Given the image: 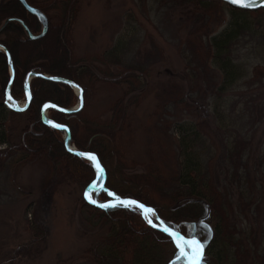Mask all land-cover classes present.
Segmentation results:
<instances>
[{"label":"rangeland","instance_id":"obj_1","mask_svg":"<svg viewBox=\"0 0 264 264\" xmlns=\"http://www.w3.org/2000/svg\"><path fill=\"white\" fill-rule=\"evenodd\" d=\"M38 1L46 5L51 16L49 48L46 42L21 34L20 41L31 40L32 43L28 44L29 49L22 51L16 47L18 64L36 62L39 66L33 68L35 70H63V75L79 76L80 72L89 70L84 74L87 106L81 115L82 126H90L86 117H94L100 122L92 120L90 129L120 136L117 141L107 139L110 143L105 150V154L110 155L107 160L114 181L122 171L142 173L145 170L142 165L126 169L119 154L142 163L151 160L158 173L151 174L150 178H154L160 188L142 185L138 190L145 191L148 198H156L164 208L168 198L164 194L171 193L166 189L179 183L178 175L183 171L178 149L183 133L180 125L183 122L190 125L191 120L197 121L198 128L213 147L229 137L230 140L247 137L251 140L252 166L258 164L255 158L259 155L264 160V80H261L264 76V11L243 12L230 4H216L209 13L182 5L180 0V4L177 0H73L77 3V12L63 14L66 20L58 26L62 2ZM7 19L2 21L0 31L9 23L5 24ZM234 23L238 24L233 28ZM41 29L42 26L39 32ZM229 29L239 35L232 47L233 63L247 75L240 78L226 96V115L236 119V127L219 130L213 116L209 118L200 105L194 109L189 107L192 105L188 91L192 90L197 98L200 88L210 85L211 81L219 82L223 77L213 59L208 65V42ZM123 36H127L125 47L128 48L123 62L133 64L136 71L125 72L123 67L104 60V53ZM2 38V41H10L7 31ZM74 59L79 60L77 67ZM205 61L208 75L201 78L197 74L202 70L201 62ZM131 74L137 77L127 82ZM4 82L2 80L1 91ZM59 89L50 82H38L34 103L38 106L44 99L55 98ZM19 90L20 83L16 92ZM76 96L74 89L71 99L66 95L71 107L77 106L79 98L77 96V100ZM248 100H251L249 106L252 103L251 106L256 107L253 117L249 111L244 112ZM18 101L23 104L25 94ZM257 107L263 108L261 116ZM5 113L0 117V132L6 131L7 140L0 143V264H77L86 251L108 236L111 229L115 230L112 222L82 201L84 181L89 173L84 167L82 170L79 165L62 160L57 153L59 136L37 128L31 122L32 113L11 114L8 109ZM248 121H257V124L249 132L240 131L243 125L248 126ZM83 127L78 132L80 141L85 139L81 134ZM60 133L64 139L65 132ZM89 144L99 147L98 139ZM160 175L167 186L163 189ZM257 176L264 181V165L260 166ZM262 181L259 180L258 185L261 186ZM259 209H264V201ZM164 210L171 217L179 218L178 213H172L174 208ZM244 215L242 225L247 224V220L256 222L250 210ZM254 226L258 227L257 222ZM126 229L125 232H130L138 228L128 226ZM232 236L238 238V234ZM171 249L166 246L159 259L150 264H164ZM208 256L209 264H220L212 247Z\"/></svg>","mask_w":264,"mask_h":264},{"label":"trees","instance_id":"obj_2","mask_svg":"<svg viewBox=\"0 0 264 264\" xmlns=\"http://www.w3.org/2000/svg\"><path fill=\"white\" fill-rule=\"evenodd\" d=\"M27 1L29 4L44 11L48 17V32L45 36L35 39L34 41L41 40L40 42H46L45 46L49 48L50 43L48 39L51 35L52 28L49 10L46 5H43V3L38 0ZM59 1H61L63 5L62 11H60L62 15L68 13L72 14V12L75 15L78 10L76 1L57 0L54 4H58ZM161 1L163 2L164 0ZM177 2L178 4L181 2L182 5L183 3L184 5L187 4L190 7L194 6L196 9H202L209 13H211L216 4H228L222 0H180V2L177 0ZM232 8L243 12L253 11L258 13L264 11V8L256 10L234 6H232ZM191 11L192 8L188 10V17ZM62 15L58 17V19H60L58 21V26L62 25L64 20H66V16L63 15V17H65L63 18L61 17ZM12 17L22 19L32 32H39V27L41 25L37 18L28 13L19 0H0V25H2L4 19ZM237 24L238 23H234L232 27L234 28ZM55 27L57 28L56 25ZM56 28H54V30ZM6 31L10 39L9 42L2 41V36H5ZM55 31H58V28ZM23 33L26 34L24 27L16 21L9 22L5 28L0 31V43L2 42L1 44H3L10 53L15 70V78L11 89L12 96L16 99L24 96V77L32 70L46 74L55 73L57 75H62L78 84L83 89L84 102L82 108L75 112L65 113L51 107L48 109L49 117L69 127L72 143L79 150L93 151L97 154L100 163L106 171L105 188L113 191L119 197L132 198L149 207H153L159 218L168 227L187 237L198 238L205 247L202 264H209L208 255L211 247L214 253L219 256L218 260L220 264H264V216L261 217V220L259 218L264 214V209H259L260 204L262 205L264 201V181H262V178L258 179L257 176L260 166L264 165V160L259 155V157L255 158L259 161L258 164L255 163V165L252 166L250 159V139H247V137H240L239 139L230 140L229 137L223 140V142H220L216 147H213L212 144L208 143L207 137L198 128L196 120H191L190 125H187L186 122L181 123L180 129L183 133L178 141V149L180 151V164L183 167V171L178 175L179 183L166 189V191L171 192L170 195L166 196V194H164V197H168L164 208L170 209V207H172L175 209L172 213L179 214V218L171 217L161 206L163 204H160L156 198H148L145 191L141 192L138 190L139 186L142 185L151 188H160L159 184L156 185L154 178H150L151 174L158 173L154 166L155 164L151 162V160L150 163L130 160L117 152L120 155L121 163L126 169L133 170L142 165L143 167L145 166V170L142 173L122 171L121 174L119 173L117 175L120 177H116L114 181L111 175L112 167L107 160L110 155L107 156L105 150H108L107 145L110 143L107 139L117 141L120 136L115 133L101 132L100 130L98 132L95 131L93 127L94 131L90 129L93 124L92 120L100 122L94 117H86V121L90 126H82L81 115L87 106V87L84 85V74H87L89 70L87 68L84 72L77 70L81 73V75L77 76L68 72L67 75H63V70L57 69L49 70V73L43 68L35 70L33 68L39 66V63L36 62H25L22 63L23 66H21L18 64L16 47L19 46V50L22 51L24 48H28V44L32 43L30 42L31 40L20 41V35ZM238 36L235 30L229 29L223 31L219 35L213 36L211 40H209L208 62L213 59V64L217 66L216 70H218L223 77L219 82L211 81L210 85H207L205 88H200L197 98L191 93L192 90L188 91V98L192 105H189V107L194 109L198 108V105H200V108L207 113L209 118L210 115L213 116V120L219 130L228 127H236V119L226 115V96L236 82L247 75L237 70L238 65L233 63V58L231 57L233 54L232 47ZM125 38H127V36L120 38L116 45L112 46L104 53L103 57L106 62L123 67L125 72L136 71L137 69L133 64L127 61L123 62V56L127 54L128 49L125 47ZM219 59L222 62L219 61ZM78 61V59L73 60L76 67ZM210 64L211 62L208 65ZM7 67V55L0 50V117L4 114L6 115V109H8L11 114L32 113L30 116L31 122H34L37 128L46 133L59 136L61 142L58 140L59 145H57V147L60 151L57 150V153L61 154L60 157H62V160L69 162V164L73 163L79 165L82 170L84 167L88 171L89 176L84 181V187H86L95 178L94 167L88 163L86 158L68 151L64 145V139L60 137V132L62 131L46 124L42 120V107L47 102H53L61 107L71 108L68 101L73 97L72 87L63 82L49 81L40 77L34 78L31 83L32 100L28 108L25 111L11 110L5 105V91L10 78L7 73ZM200 67L202 70L197 76L203 78L208 75L206 61L203 63L201 62L199 68ZM261 73L262 72H260V74ZM197 76L194 75L195 78H197ZM134 77H137V75H128L127 82ZM262 77L261 80H264V76ZM2 80H5V82L1 91ZM38 82H50L59 87L61 91L56 92L59 97L56 96L55 98L44 99L37 106L34 101L37 95L36 84ZM136 82H138V78H136ZM19 83L20 90L18 93L16 92V87ZM21 93L22 95H20ZM66 95H68L70 99H66ZM181 102H185V98H183ZM249 102H251V100H248L247 109L246 111L244 110V112L249 111L250 115L253 117L256 107L251 106L252 103H250L249 106ZM35 105L37 106L36 108ZM186 106H188V104H186ZM257 110L261 116L263 108L257 107ZM242 117L243 115H241V118ZM258 120H260V118ZM257 121H254L255 123L248 121V126L243 125L239 130L245 129L246 132H249L256 126ZM82 127L84 130L81 134L85 139L80 141L78 132L79 128ZM5 133V130H1L0 143L7 142ZM97 139L99 147H93V144H89L91 140ZM115 143L116 142H114V144ZM158 178L160 182L163 183L161 184V189L167 187L163 177L160 175ZM259 180L262 181L261 186L258 185ZM234 191H236V194L233 193ZM94 196L100 202L110 200L107 192L100 186L96 187ZM81 197L85 206L105 216L110 223L112 222V227L115 230L111 229L108 236L103 237L100 243L86 251L84 255L80 257L83 258L81 259L82 261L77 264H138V262L139 264H150L154 259H159L161 252L166 250V246H171L172 249L170 257L164 264H185L183 257L178 258L179 250L175 247L172 238L162 230L150 226L144 219L139 208L132 205L127 207L117 205L115 207L101 208L86 201L83 194ZM248 210H250V214L254 215L256 218L257 228L254 226L256 222L252 223L248 220L247 224L242 225L244 222L243 217L245 216L244 212ZM237 219L241 221L238 222ZM129 222H131V224H129ZM128 226H136L138 229L125 232ZM234 234H238V238L232 236ZM123 235L124 238L122 239Z\"/></svg>","mask_w":264,"mask_h":264},{"label":"water","instance_id":"obj_3","mask_svg":"<svg viewBox=\"0 0 264 264\" xmlns=\"http://www.w3.org/2000/svg\"><path fill=\"white\" fill-rule=\"evenodd\" d=\"M19 1L22 3V5L31 14H33V15H35L37 17L38 21L42 25L41 32L38 33V34L33 33L29 29V27L27 26V24L22 19H19V18H14V17L8 18L5 21V24H7L10 21H14V20L19 21L21 23V25L24 27V29H25V31H26V33L28 35V38L29 39H32V40L38 39V38H41V37L45 36L46 33L48 32V28H49V20H48L47 15L40 8L34 7L31 4H29L27 0H19ZM222 1H225V2H227L228 4H230V5L234 6V7L244 8V9H250V10H256V9L264 8V0H243V3L242 4H233V3H231V0H222ZM0 47H2V45H0ZM7 56H8L9 66H10L11 78H10V81L8 83V86H7L6 96H7L8 99H11L12 102H13V103L10 104V108L11 109L18 110V111H23V110H25L28 107V105L30 104V101H31V97H32L31 96V89H30V81L34 77H42V78L47 79V80H50V81L63 82V83H66V84L71 85L72 87H76V88L79 89V104L77 106H75L74 108H70V109L69 108H63V107L58 106V105H56L54 103H47V105H50L52 107H55L58 110L63 111V112H66V113H70V112L77 111V110H79L83 106V90L76 83H74L72 80L67 79L65 77H61V76H57V75H48V74L41 73V72H37V71H30V72L27 73V75L25 77V81H24V92H25V96H26V103L24 105H19V103L11 96V93H10L11 85H12V82L14 80V68H13V62H12V58H11L10 54L7 53ZM53 77H55L56 79H53ZM43 121L46 122V123H48V124H50V125L60 124V123H57V122H54V121L48 119L45 116L43 117ZM59 129H63V130L65 129L66 130L65 147L69 151H71L72 153H74L76 155L79 152L91 153L92 155H95V157H96V161H95L96 167H97V165H99V167H97V170H98L97 176H96V178L84 190V198L87 199V201L93 203L92 201H94V200L91 199L90 196H89L90 191L99 182L100 176L105 174V170H104L102 164L100 163V161H99L98 156H97L96 153L91 152V151H79L78 149H76L75 146H71L70 145L71 134H70L69 128L66 125H64L63 128H59ZM78 156H80V155H78ZM80 157L87 158V156H80ZM85 193L87 194V196H85ZM109 193H112L113 194V195H109L112 198L111 201L102 202V203H99V202H96L95 201V203H93V204L99 206L100 204L116 203L115 198L117 196L113 192H111V191H109ZM120 198L123 199V200H135V199L126 198V197H120ZM135 201L137 202V205H139V204L144 205L140 201H137V200H135ZM143 209L146 211V209H149V207L146 206V205H144V208ZM146 215H147V211H146ZM152 222H153V224L156 225V227H154V228H157V229L162 230L163 227H166L164 225H158L153 220H152ZM172 231H174V230H172ZM182 236H184V235H182ZM184 237L186 239L187 238H190V237H186V236H184ZM203 254H204V248H203Z\"/></svg>","mask_w":264,"mask_h":264},{"label":"snow or ice","instance_id":"obj_4","mask_svg":"<svg viewBox=\"0 0 264 264\" xmlns=\"http://www.w3.org/2000/svg\"><path fill=\"white\" fill-rule=\"evenodd\" d=\"M231 3L233 4H242L243 0H231ZM53 79H56L53 77ZM44 107H48V105H45ZM54 128H63L64 125L62 124H53ZM77 155L80 156H87V158L93 162L96 161L95 155H92L91 153H85V152H79ZM99 167V165H97ZM109 195H113L112 193H109ZM85 196L87 194L85 193ZM116 203H108V204H100L99 206L101 208H109V207H115L117 205L122 206H129V205H135L139 208L143 209L144 205L139 204L137 205V202L135 200H123L120 197L115 198ZM95 203V201H92ZM146 211H151V209H146ZM147 219V217H146ZM152 227H156L155 224H153L152 220L148 219L147 221ZM162 231L167 233L169 237L172 238V241L175 243V247L179 250V257H183L185 260V264H201L202 257H203V248L204 245L200 242V240L190 237L185 238L182 236L178 231H172L168 227H163Z\"/></svg>","mask_w":264,"mask_h":264},{"label":"bare ground","instance_id":"obj_5","mask_svg":"<svg viewBox=\"0 0 264 264\" xmlns=\"http://www.w3.org/2000/svg\"><path fill=\"white\" fill-rule=\"evenodd\" d=\"M91 162H92V164H95V162H93V161H91ZM90 198H91V195H90ZM149 216L150 217H156L155 214L152 211H149Z\"/></svg>","mask_w":264,"mask_h":264},{"label":"flooded vegetation","instance_id":"obj_6","mask_svg":"<svg viewBox=\"0 0 264 264\" xmlns=\"http://www.w3.org/2000/svg\"><path fill=\"white\" fill-rule=\"evenodd\" d=\"M26 9V8H25ZM27 10V9H26ZM28 11V10H27ZM28 13H30L29 11H28ZM32 15V14H31ZM34 16V15H33ZM35 17V16H34ZM38 20V19H37ZM14 21H16V22H18V23H20L19 21H17V20H14ZM11 22V21H10ZM39 22V21H38ZM40 23V22H39ZM21 24V23H20Z\"/></svg>","mask_w":264,"mask_h":264}]
</instances>
